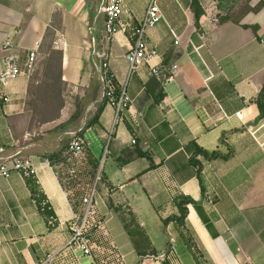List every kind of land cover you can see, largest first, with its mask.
I'll use <instances>...</instances> for the list:
<instances>
[{"label": "crops", "instance_id": "obj_1", "mask_svg": "<svg viewBox=\"0 0 264 264\" xmlns=\"http://www.w3.org/2000/svg\"><path fill=\"white\" fill-rule=\"evenodd\" d=\"M192 1L157 0L164 18L147 39L160 54L128 79L126 53L150 0H122L126 12L106 42L105 0H0V60L7 38L38 51L30 77L0 82V160L24 155L37 168L33 176L0 175V264H34L49 253H56L53 264H264V100L263 110L257 103L264 88V0H198L204 10L198 24ZM243 3L262 5L239 21L221 20ZM103 51L116 83L127 82L130 106L115 127L108 101L98 123L70 122L78 106L92 118L104 99ZM154 66L172 76L160 81L159 102L147 87ZM57 82L58 111L54 105L53 117L34 118L40 84ZM79 130L86 141L81 163L95 172L87 192L101 170L92 256L67 247L68 222L81 199L73 201L45 157ZM198 146L227 155H198L201 178L190 161ZM182 195L195 202L179 223ZM119 209L134 213L156 255H140Z\"/></svg>", "mask_w": 264, "mask_h": 264}, {"label": "built area", "instance_id": "obj_2", "mask_svg": "<svg viewBox=\"0 0 264 264\" xmlns=\"http://www.w3.org/2000/svg\"><path fill=\"white\" fill-rule=\"evenodd\" d=\"M102 11L104 12L103 40L106 42L112 40L118 31L120 18L126 12V8L122 0H105ZM163 18L157 0H150L143 18L134 30L135 44L126 53L128 79L142 64L149 63L153 58L159 56L158 49L150 45L147 35L149 29L157 26ZM213 20L218 21V18H213ZM2 49L4 56L0 60V82L3 85L20 77H30L33 74L38 58L37 49L24 50L12 38H7L2 42ZM100 57L104 58L101 67L103 95L115 108L113 121V127H115L118 122L123 120V115L130 106L131 98L128 94L127 82L121 86L116 83L107 61L108 53L103 51L100 53ZM151 72L161 82L172 78L171 75H164L157 66L152 67ZM236 116L242 119L243 112L241 110L236 112ZM109 140L110 137L108 142ZM132 142L135 143V140L133 139ZM85 144L86 141L81 135L74 136L69 142L66 154H80L83 152ZM4 151V148L0 146V153ZM107 151L106 149L105 154ZM12 172H18L23 176H33L36 174L37 168L32 158L28 156L1 157L0 175L9 177ZM100 179L101 172L99 170L94 184L81 199V210L68 222L71 237L67 242V247L72 248L73 251H79L85 256H92L90 231L96 228L97 224L90 226V222L93 219L92 213ZM211 199V196H207L208 201ZM55 255L56 253H49L44 259L34 264H53Z\"/></svg>", "mask_w": 264, "mask_h": 264}, {"label": "trees", "instance_id": "obj_3", "mask_svg": "<svg viewBox=\"0 0 264 264\" xmlns=\"http://www.w3.org/2000/svg\"><path fill=\"white\" fill-rule=\"evenodd\" d=\"M262 4L256 6V7H250L248 3L244 4L236 13H233L232 15H227V16H221V20H227V19H234L236 21H239V18L246 12L248 11H256L261 7ZM192 9L195 14V20L196 23L198 24L199 19L201 15L204 13V10L202 6L200 5L198 0H193L192 1ZM248 26V25H245ZM254 30H256V26H252ZM148 90L153 93L155 96V100L157 102L161 101L164 98L165 92L163 90V86L159 80L155 77V75H151V79L149 80L147 84ZM262 100H264V88L262 89L261 93L259 94V97L257 99L258 106L261 110H263V104ZM108 101L107 98L104 97L103 101L100 103L96 113L92 116L90 120L86 122V127L94 125L95 123H98L99 115L103 109V106L105 103ZM81 110L77 108L76 112L72 115L71 119L69 120L70 122H75L81 115ZM65 124H62L60 127H64ZM80 136L81 135V130L77 131L74 133L72 136H69L65 139V141L61 144L60 147H58L55 151L45 153V157H47L51 163H55L59 159H62L65 157V153L68 149L69 142L74 136ZM203 155L206 158H217V157H227V155H223L219 150H213L209 151L206 150L202 147H197L196 150L194 151L193 155L190 158V161L192 164L198 166V175L201 178L200 174V162L197 159L198 155ZM67 155V154H66ZM97 166V165H96ZM95 166V167H96ZM80 200V199H79ZM195 200L190 197V196H179L177 198V205L180 210V215L175 216L174 218L179 222V223H184L185 219L187 217L188 213V204L194 203ZM109 204H112V201L109 200ZM79 205H81V200L79 202ZM121 211V216L122 220L125 224L126 229L128 230L130 236L132 237V241L134 245L136 246V249L142 255V257L146 255H156L154 250L152 249L151 243L141 227L140 223L136 219L134 213L132 211H123L122 209H119Z\"/></svg>", "mask_w": 264, "mask_h": 264}, {"label": "rangeland", "instance_id": "obj_4", "mask_svg": "<svg viewBox=\"0 0 264 264\" xmlns=\"http://www.w3.org/2000/svg\"><path fill=\"white\" fill-rule=\"evenodd\" d=\"M243 5H241V7ZM55 62H58L57 54H55ZM39 89L41 93V95H39V97L41 96L40 97L41 101L40 103L37 104L35 108L37 113L34 116V118H37L38 120H45L50 117H53L52 114L49 113V111L53 108L54 105H55V109L58 111L60 102L55 96L59 93L60 90L63 89V85L59 84L58 82L51 83L50 85L45 84L43 86L40 84ZM77 102L79 103V101ZM82 107L83 106H78L79 110H81L80 111L81 115L76 120L77 122L78 121L81 122L82 120L88 121L91 118V117H88L87 115L86 116L84 115V109H82ZM106 149H109V144H107V146L105 147L104 152ZM82 153H84V150ZM82 153L78 155H73V154L66 155L65 153V157H63L62 159H59L58 161L54 163L62 179L64 187L70 194V197L73 199V201H78L79 199H82L83 195L89 189L90 183L93 182L94 174H95L94 172L92 175V172H91L92 166L81 163L82 155H83ZM107 153L103 160H106ZM99 165L102 166L103 162L100 161ZM99 182L100 181H98V183Z\"/></svg>", "mask_w": 264, "mask_h": 264}]
</instances>
